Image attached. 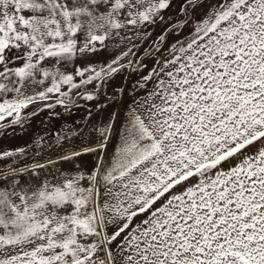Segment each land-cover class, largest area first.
Returning a JSON list of instances; mask_svg holds the SVG:
<instances>
[{
  "label": "snow or ice",
  "instance_id": "6c2138e0",
  "mask_svg": "<svg viewBox=\"0 0 264 264\" xmlns=\"http://www.w3.org/2000/svg\"><path fill=\"white\" fill-rule=\"evenodd\" d=\"M0 264H264V0H0Z\"/></svg>",
  "mask_w": 264,
  "mask_h": 264
},
{
  "label": "rangeland",
  "instance_id": "374dc122",
  "mask_svg": "<svg viewBox=\"0 0 264 264\" xmlns=\"http://www.w3.org/2000/svg\"><path fill=\"white\" fill-rule=\"evenodd\" d=\"M153 30V29H149ZM160 31L159 28H154V32L158 33ZM121 83L120 77H117L109 87L105 90V93L102 94L98 100L100 103H107L105 99L106 96H110L112 91L118 87ZM81 104H84V101H80ZM95 102H87L88 106L91 107ZM95 113L96 109H92ZM111 110L109 107L108 111ZM55 112H60V116H49L48 111L45 110L41 112L40 115L32 117L29 122L25 123L23 127L17 126L14 134H10L7 139L3 141V143L9 147L15 146H25L26 144H30L33 139L37 137H45L43 144H54L55 143V134L61 129V127H67L71 125L73 121L80 120L82 117L87 115L85 110H80L78 112H73L71 115L64 113L61 107H57ZM107 115V112H105Z\"/></svg>",
  "mask_w": 264,
  "mask_h": 264
}]
</instances>
